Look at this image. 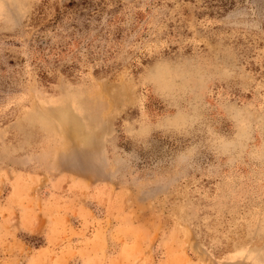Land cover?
Wrapping results in <instances>:
<instances>
[{
    "label": "rangeland",
    "instance_id": "374dc122",
    "mask_svg": "<svg viewBox=\"0 0 264 264\" xmlns=\"http://www.w3.org/2000/svg\"><path fill=\"white\" fill-rule=\"evenodd\" d=\"M0 264H264V0H0Z\"/></svg>",
    "mask_w": 264,
    "mask_h": 264
}]
</instances>
